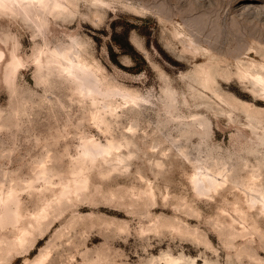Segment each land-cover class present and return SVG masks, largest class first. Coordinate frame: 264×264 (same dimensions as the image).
Listing matches in <instances>:
<instances>
[{
    "label": "rangeland",
    "instance_id": "374dc122",
    "mask_svg": "<svg viewBox=\"0 0 264 264\" xmlns=\"http://www.w3.org/2000/svg\"><path fill=\"white\" fill-rule=\"evenodd\" d=\"M55 1L0 6V264H264V0ZM85 138L123 160L82 163Z\"/></svg>",
    "mask_w": 264,
    "mask_h": 264
},
{
    "label": "bare ground",
    "instance_id": "6f19581e",
    "mask_svg": "<svg viewBox=\"0 0 264 264\" xmlns=\"http://www.w3.org/2000/svg\"><path fill=\"white\" fill-rule=\"evenodd\" d=\"M19 1L39 3V4H42L41 6H45L48 0H0V6H2L4 8L13 9L14 8L13 4L15 2H19ZM46 6H48V4ZM54 7H56V8L61 7L62 8V4H60L56 0ZM61 55H62V57H64L66 59V63L63 64V66H62L63 70L65 71L67 76L70 77L76 83V85L78 87V91L80 93L84 94L85 96L86 95L89 96L92 99L93 104L97 105L99 100H101V99H99L100 97H103V99H107L111 95V93L113 92V89L104 88L103 83H102V79L98 76V72L96 71L97 68L95 69V67L90 62L86 61L83 58H75L74 55H71L70 53H67V54L62 53ZM254 78L256 79V81L258 83H260L263 86L262 88L264 89V77H262L260 75H256ZM114 91H115V89H114ZM116 92H118V90ZM121 93L126 98V100L132 99L134 101V97L131 96V93L129 91H121ZM103 101H104L103 102L104 106L109 109L111 115H115L116 107L113 106L111 101L110 100H108V101L103 100ZM105 113H106L105 109H101L99 106H96V110L93 112V116H94V118H96L101 123H104L106 125V127H108L110 125L109 124L110 121H108L107 117L105 116ZM120 145L121 144H119V143L118 144L115 143L114 140L110 141L108 144H102L100 142H97L95 138H85L83 149H82V155H83L84 161L82 163H84L86 159L94 162L95 160H97V157L99 155H101V156L103 155L102 157H106L110 154H114L116 160H123V155L121 153H116V152L114 153V151H116L117 149L120 148ZM96 149H99V150L97 151ZM85 157H86V159H85ZM207 170H209V169H207ZM80 181H81V177L77 176L74 183H68V184L63 185V187L61 189V193L66 194L67 191L70 190L71 188H78L79 187L78 184ZM192 181H193V184L197 188L198 191L204 190L205 192H206V190H209V189L211 190V188L215 187L217 183H221V181L216 179V177L214 176L212 171H210L209 173H207V172L206 173H197L196 172L192 175ZM259 194L262 197L261 202H262V206L264 207V191L259 189ZM11 198H12L11 195L7 196L6 200H4V201L7 202V200H9V199L11 200ZM255 201H257V199H255ZM258 202H260V201H258ZM5 208L6 209L5 210L3 209L0 213V221L1 220L3 221V218L6 217V213H5L6 210H9L7 203L5 204ZM16 209H14V210L12 209L13 211L11 210L14 213V215L16 214L14 216L15 218L18 217V211ZM46 209L47 208L44 207V209L38 213L37 217L45 216ZM36 219L38 221L40 220V218H36ZM27 234H28V231L25 229L21 233V235L19 236V243L23 244L24 240L26 239ZM46 256H47L46 254H42L32 264H43V260L45 259ZM165 258H166L165 264H183L182 261L177 259V258H173L171 256H166ZM188 264H193V262L188 263Z\"/></svg>",
    "mask_w": 264,
    "mask_h": 264
}]
</instances>
